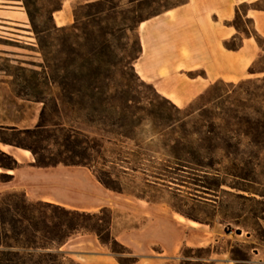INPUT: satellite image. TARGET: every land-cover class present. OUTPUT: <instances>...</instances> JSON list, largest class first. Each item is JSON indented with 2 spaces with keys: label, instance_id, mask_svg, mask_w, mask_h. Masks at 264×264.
<instances>
[{
  "label": "rangeland",
  "instance_id": "1",
  "mask_svg": "<svg viewBox=\"0 0 264 264\" xmlns=\"http://www.w3.org/2000/svg\"><path fill=\"white\" fill-rule=\"evenodd\" d=\"M13 1H19L20 4L16 5ZM116 1L119 2V0ZM183 1L185 0H136L135 2L121 0L116 9L111 8L113 6L111 3L86 7L85 3L76 1L71 5L74 20L66 24H64L65 21L71 19V13L68 4L65 10L60 12L56 10L60 0L0 1V5L12 6L11 8L5 7L9 10L26 12V24L29 27L25 30H29L30 33H22L29 34L33 38L29 39L28 44L24 42L27 39L21 42L0 37V47H9L16 51L12 54L0 53V78L3 76L12 84L14 94L35 101L42 100L38 123L43 120L49 128L57 130L56 137L41 143L43 146L49 145L48 150H43L46 154H53L60 158H69L72 155L63 146L67 140L64 132L59 129V126H54V124L63 123L65 128L74 130V135L70 136L71 142L83 145V141L96 138L102 143L103 147L100 152L95 149L90 150L91 158L87 161L91 163L95 172L102 169L109 170L115 185L121 190L149 199L167 201L180 212L192 214L204 220H212L221 232L222 221L227 219L226 221L231 222L233 229L225 232L223 238L214 242L215 248L212 252L187 249L188 256L181 253L177 259L167 261L168 264H211V261L217 262L213 257L220 252H226V257L233 259L232 251L237 249L242 250L246 256V260L242 263H250L253 252L257 250L252 249L264 248V203L259 201L263 197L256 195L258 201L239 198L235 196L236 193L247 196L249 193L227 184L220 188L208 185L212 182L211 176L202 177L200 172L194 169L196 165L185 163L190 166L185 168L178 165L180 161L175 157V153L182 152L183 158H191L185 155L183 150L180 152V149L175 148L176 139L181 134L178 131V125L173 126L172 124L173 118L180 116L175 108V106L180 107L176 105L181 103L180 100L173 95H170L171 100L168 99L160 94L152 83L144 81L146 84H143L138 79L137 73L135 74L129 66L125 67L128 61H131L139 52L137 28L140 21ZM18 14L20 16L21 13ZM235 21L244 27L251 25L249 20L240 17ZM55 24L65 28L55 30L53 28ZM35 25L42 31L40 35L37 34ZM74 25L77 27L74 28ZM0 35L4 34L0 33ZM4 36L12 37L8 34ZM39 37L47 44H51L56 64L55 70H44L46 62L41 52ZM256 67L264 68V55ZM97 71L102 73L101 81L93 79ZM142 71L138 72L142 73ZM45 72L51 73L54 77L53 84L47 81ZM188 75L205 76L206 72L197 70L188 72ZM121 80H127L129 86L126 87L125 93L135 99L136 105H139V101H141L140 105H145L147 98L155 104L152 107L155 120L147 118L135 133L134 138L106 133L102 129L103 126L92 123L88 116L93 114L97 118L98 113L94 111L90 101H83L78 94L79 89H93L95 85L106 92L114 91L116 86L123 83ZM248 88L258 91L262 95L260 100H264V76L255 77L253 82L243 84L238 89V94L245 98ZM222 92L221 84L217 93ZM52 96L58 98L56 104ZM202 103L196 102L194 109H198ZM262 106L264 108V102ZM109 112L110 109L105 107L103 115L106 116V120L110 116ZM146 113L143 112L144 115ZM160 114H165L166 118L162 120ZM190 119L195 122V126H199L198 111H195ZM36 125L24 129H33ZM157 126L160 127L157 128ZM118 129L114 127V130ZM3 132L12 138L19 136L26 143L34 142V138L26 134ZM198 137V135H192L190 138L192 145L196 151L207 155L199 147ZM215 156L220 161L217 168L220 169L222 177L227 160L223 157L222 150H218ZM73 157L76 160L83 159L81 155H73ZM256 172L259 181L262 182L260 188H264V166L258 168ZM146 179L158 183L152 184ZM227 179L228 182H233L231 178ZM203 185L212 186L217 191L209 192ZM213 192L217 197L213 195ZM238 228L241 229L240 234L236 233ZM66 257L72 258L70 255Z\"/></svg>",
  "mask_w": 264,
  "mask_h": 264
},
{
  "label": "crops",
  "instance_id": "2",
  "mask_svg": "<svg viewBox=\"0 0 264 264\" xmlns=\"http://www.w3.org/2000/svg\"><path fill=\"white\" fill-rule=\"evenodd\" d=\"M76 1L89 3L97 0H63L59 12L65 10L68 4L71 13V19L64 24L74 20L71 5ZM257 1L186 0L141 21L137 28L141 51L134 62L138 76L152 83L168 99L171 100L170 95L178 98L181 103H174L180 107L191 103L219 79L236 82L263 77L264 72L251 74L249 70L251 66H257L264 55V48L254 37L233 25L239 8L242 16L252 20L257 32L264 36V9L252 7V3ZM5 7L12 6L0 5V33L12 37H0L21 42L27 39L24 42L29 44V39L33 38L22 33H30L25 30L29 27L25 24L26 12ZM18 13H21L20 16ZM10 14L23 22L15 24L8 18ZM232 39L240 43L238 49L226 47V41ZM0 53L12 54L16 51L0 47ZM139 70H143L142 73ZM197 70H204L206 75H188V72ZM41 104L40 101L14 94L12 84L1 76L0 127H34L39 120ZM2 144L5 143L0 141V149L13 155L20 166L15 169L0 167L1 172L13 175L10 181H0V194L22 191L30 201H45L81 211L95 212L103 207L111 208L112 234L138 258L132 264L167 263L177 259L184 247L208 246L226 234L223 223L221 232L216 224L211 226L197 221L198 225L193 226L179 220L177 213L181 212L162 199L112 190L99 181L92 167L63 163L37 166L33 163L35 158L32 153L26 154L20 150L23 148L11 144H5L7 148H4ZM146 180L152 184L158 183ZM254 249L257 250L253 252L250 264H264V248ZM59 250L80 264H122L110 247L93 233L78 234ZM226 254L217 253L213 259L218 264H239Z\"/></svg>",
  "mask_w": 264,
  "mask_h": 264
},
{
  "label": "trees",
  "instance_id": "3",
  "mask_svg": "<svg viewBox=\"0 0 264 264\" xmlns=\"http://www.w3.org/2000/svg\"><path fill=\"white\" fill-rule=\"evenodd\" d=\"M135 2L136 0H130ZM186 1V0H185ZM180 2L179 4L184 3ZM63 0H60L59 6L56 10L62 8ZM121 0H97L85 3L86 7H97L104 3H111V8L116 9L119 7ZM177 4V5H179ZM263 4V5H262ZM252 7L264 9V0H259L252 3ZM29 12V10H28ZM162 11L154 14L157 15ZM30 17L31 13L29 12ZM152 15V16H154ZM151 17V16H150ZM240 17L244 20H249L251 25L244 27L237 23L235 20ZM149 18V17H148ZM147 19V18H145ZM142 19L141 21L145 20ZM140 21V22H141ZM233 25L244 34L254 37L258 44L264 48V36L260 35L255 29L252 20L244 18L237 8V15L233 21ZM74 28L77 26L74 25ZM55 30H61L65 27H58L56 24L53 27ZM137 28V27H136ZM38 35L41 30L35 25ZM50 31V30H43ZM41 52L45 57V69L55 70L56 64L54 62L53 51L51 44L44 42L39 37ZM229 49H238L240 43L237 44L236 40H228L225 43ZM141 51V44L139 40V52L125 67H130L135 74L137 73L134 68V62L139 57ZM115 65V64H114ZM256 66H251L249 72L255 74L264 72V68L256 70ZM122 75L124 73H121ZM138 79L143 83L144 80ZM45 78L51 84L54 83V77L51 73L45 72ZM96 81L102 80L101 71H97L94 78ZM254 77H250L239 82L225 81L223 79L217 80L212 83L203 93H201L194 101L186 107L180 108L175 106L180 116H177L173 121V126L178 125L180 137L176 139L175 148L183 150L185 155L190 156V159L183 158L181 153H175V157L180 161L178 165L190 167L189 164H194V168L200 172L202 177H210L212 182L208 185L221 187L227 184L237 190L248 192L249 195L236 193L235 196L246 200H256V195H260L264 203V188H260L262 182L259 181L257 169L264 166V108L260 100L262 95L254 89L248 88L246 90V97L242 98L238 94V89L247 82H253ZM127 80H121L122 84L116 86L114 91L106 92L98 85L93 89L78 90V94L83 101H90L93 104L94 111L98 113L97 118L90 114L88 119L92 123H98L103 126L106 133H116L122 137L134 138L135 133L143 122L149 118L155 120L152 107L154 102L147 98L145 105H136L135 99L126 95V87L129 86ZM222 84L223 92L218 94L220 85ZM42 101L41 99H39ZM52 100L57 103L58 98L52 96ZM196 102H203L198 109H194ZM211 105V106H209ZM105 107L110 109L108 120L105 119L103 111ZM147 112L146 115L143 112ZM199 112V126H195L190 117ZM44 114V110H42ZM162 120L166 118L165 114H160ZM172 117V116H171ZM158 125L157 123H155ZM59 126L64 132L67 140L63 146L71 152L69 158H60L53 154H46L43 150H48V146H43V141L56 137L57 130H53L42 121H40L33 129H16L11 126L0 127V141L5 144H11L17 147L30 150L35 158L33 162L37 166L45 167L57 165L60 163L66 165H86L92 167L91 163L87 161L91 158L90 150L94 149L100 152L103 147L102 143L98 142L96 138L83 141V145L71 142L70 136L74 130H69L61 124H54ZM161 126V124H160ZM160 126H157L160 127ZM118 127V130H114ZM164 129V128H162ZM3 131L19 132L21 134L29 135L34 138L33 143H26L20 139L19 136L12 138ZM74 135V134H73ZM192 135H198L200 141L199 147L207 155L196 151L190 138ZM86 144V145H84ZM218 150L223 151V157L227 160V164L223 168V176H220L217 164L220 161L215 158ZM73 155H81L83 159L76 160ZM20 166L18 160L11 154L4 152L0 149V167L3 169H15ZM136 170V169H134ZM95 171V170H94ZM99 181L106 187L120 191L122 190L115 185L112 173L109 170L96 171ZM13 175L6 172H0V181H10ZM227 178H231L233 182H228ZM203 185L209 192L217 191L212 186ZM226 191V190H225ZM213 195L215 197L216 194ZM216 200V198H214ZM186 218L195 221L214 225L212 220L201 219L192 214L183 213ZM180 213V214H181ZM226 218V217H225ZM225 232H230L232 224L230 221L224 219ZM112 221L113 211L109 207H103L99 211H81L77 209H70L64 206L45 202V201H30L26 194L22 191H8L0 194V264H80L72 258L66 257L65 253L61 252L59 248L64 245L70 238L81 233H93L98 236L100 241L110 247L112 252L117 255V258L122 264H132L138 260L136 256L127 246L122 244L112 234ZM239 225L240 223L237 222ZM237 234L241 233V229L236 230ZM215 244L212 243L208 246L200 247H184L182 253L188 256L187 249L193 251H208L212 252ZM232 258L239 264L246 260L244 252L240 249L232 251ZM209 259V258H208ZM250 262V261H248ZM211 264H217L211 261ZM168 264V263H163Z\"/></svg>",
  "mask_w": 264,
  "mask_h": 264
},
{
  "label": "bare ground",
  "instance_id": "4",
  "mask_svg": "<svg viewBox=\"0 0 264 264\" xmlns=\"http://www.w3.org/2000/svg\"><path fill=\"white\" fill-rule=\"evenodd\" d=\"M14 2V4L16 3V5L17 4H20V2L19 1H13ZM3 12V11H2ZM11 13V12H10ZM3 14V13H2ZM9 17V19H11V20H13V22L15 23V24H18V23H21V22H23L22 21V19L21 18H19V17H17L16 15H13V14H10V15H8ZM21 16H23V15H21ZM2 17V16H1ZM5 20V19H4ZM27 22V21H26ZM26 24V23H25ZM23 25V24H22ZM27 25V24H26ZM31 38V37H30ZM7 48H9V47H7ZM9 49H12V48H9ZM2 146H4V148H7L6 147V145L4 144H2ZM22 152H24V153H26V154H30L31 152H30V150H28V149H20ZM177 217L179 218V220H181V221H183V222H189L190 224H192L193 226H197L198 225V222L197 221H195V220H193V219H189V218H186L184 215H182V214H180V213H177Z\"/></svg>",
  "mask_w": 264,
  "mask_h": 264
}]
</instances>
